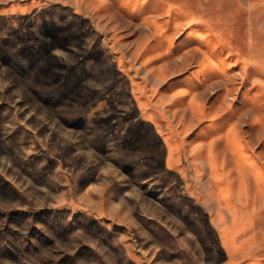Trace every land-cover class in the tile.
I'll return each instance as SVG.
<instances>
[{"label":"rangeland","instance_id":"rangeland-1","mask_svg":"<svg viewBox=\"0 0 264 264\" xmlns=\"http://www.w3.org/2000/svg\"><path fill=\"white\" fill-rule=\"evenodd\" d=\"M0 264H264V0H0Z\"/></svg>","mask_w":264,"mask_h":264}]
</instances>
